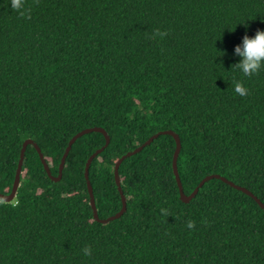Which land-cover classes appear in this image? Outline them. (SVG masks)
<instances>
[{"label":"trees","instance_id":"1","mask_svg":"<svg viewBox=\"0 0 264 264\" xmlns=\"http://www.w3.org/2000/svg\"><path fill=\"white\" fill-rule=\"evenodd\" d=\"M26 6L31 19L0 0V193L12 192L26 140L58 177L71 139L102 127L111 142L90 165L100 219L123 207L118 160L167 130L181 139L187 195L218 174L264 204V70L247 78L232 68L243 37L264 31V0ZM154 29L168 35L152 39ZM105 144L100 132L80 137L60 181L28 145L17 197L0 204V264H264V208L216 178L183 202L168 134L121 164L126 212L96 220L85 173Z\"/></svg>","mask_w":264,"mask_h":264},{"label":"water","instance_id":"2","mask_svg":"<svg viewBox=\"0 0 264 264\" xmlns=\"http://www.w3.org/2000/svg\"><path fill=\"white\" fill-rule=\"evenodd\" d=\"M92 132H100L106 138V144L102 148H100L99 150H97L89 158V160L87 162L86 173H85L86 179H87V184H88V189H89V193H90V197H91V206H92L93 211H94V216H95L96 220H98L99 222L108 223L111 220L118 219L127 210V197L125 196L124 191H123V188H122V183H121V178H120V172H119L120 166L123 163V161L126 158L131 157V156H133V155L141 152L146 146H148L149 144H151L159 136L166 135V134L173 136L175 138V140H176L177 147H176V152H175V156H174V160H173V168H174V173H175V176L177 178V182H178V185H179V188H180L181 199H182L183 202H185V203L190 202L197 195V193L199 192V190L205 185V183H207L211 179L216 178V179H221L225 183H228L231 186L235 187L236 189L243 191L244 193L248 194L249 196H252L253 198H255L257 200V202L260 204V206L262 208H264V204L251 191L247 190L244 187H241L239 185H236L234 182H231L227 178L222 177L221 175H218V174H213V175L207 176L204 180L201 181V183L199 184V186H197V188L194 190V192L192 194L187 195L185 193V191H184V188H183V185H182V181H181V178H180V175H179V171H178V165H177V163H178V157H179V154H180V151H181V147H182V145H181V139H180L179 135L177 133H175L174 131L167 130V131H161V132L155 134L149 140H147L142 146H140L139 148L135 149L132 152H129V153L125 154L124 156H122L118 160V162L116 163V166H115V179H116L117 186H118L119 191H120L121 196H122L123 207H122V209L116 215H114V216H112L110 218H107V219H100L99 214H98L97 205H96L95 195H94V192H93V187H92V184H91V181H90V165L93 162V160L99 154H101L104 150H106V148L110 145V142H111L110 135L102 127L87 128V129L79 132L78 134H76L71 139V141L69 143V146L67 147V150H66V152H65V154H64V156L62 158V162H61V165H60V174H59L58 177L53 176V174L51 172V169L49 167V164L46 162L45 157H44V154L42 153V150L39 147V145L37 143H35L32 139L26 140L24 142V146H23V149H22V152H21V158H20V162H19V166H18V170H17V174H16V179H15V182H14V186H13L12 192L10 194H7V195L0 193V200H3L6 203H11V202H13L16 199L17 192H18V189H19V186H20V183H21L22 168H23V163H24V159H25V153H26V149H27L28 145H34L35 146V148L37 149V151H38V153H39V155H40V157L42 159V162H43V164H44V166H45V168H46L49 176L52 178V180H54V181H60L62 179L63 170H64V167H65V164H66V159H67V157H68V155H69V153H70V151H71L74 143L80 137H82V136H84L86 134L92 133Z\"/></svg>","mask_w":264,"mask_h":264},{"label":"clouds","instance_id":"3","mask_svg":"<svg viewBox=\"0 0 264 264\" xmlns=\"http://www.w3.org/2000/svg\"><path fill=\"white\" fill-rule=\"evenodd\" d=\"M38 2L39 0H36V3ZM9 5L11 10L17 13L20 17L31 19V9L26 6L27 0H9ZM167 35V31L154 29L151 38L156 39L157 37H160L163 39ZM235 53L241 57V59L238 63L233 64L232 68L239 70V72L247 78L258 75L262 70H264V31L258 30L254 37L245 35L243 37V46H236ZM233 87L234 92L241 97H246L249 94L248 89L240 81H235ZM3 203L4 201L0 200V204ZM160 212L164 216L171 215L168 208H161ZM186 228L194 230L195 222L188 220L186 222ZM82 252L83 255L90 257L92 255L91 246L84 247Z\"/></svg>","mask_w":264,"mask_h":264}]
</instances>
